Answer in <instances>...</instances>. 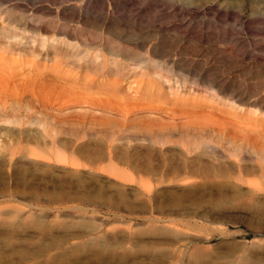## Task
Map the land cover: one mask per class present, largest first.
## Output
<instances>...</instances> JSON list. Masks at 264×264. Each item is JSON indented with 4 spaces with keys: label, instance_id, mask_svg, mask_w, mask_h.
<instances>
[{
    "label": "rangeland",
    "instance_id": "rangeland-1",
    "mask_svg": "<svg viewBox=\"0 0 264 264\" xmlns=\"http://www.w3.org/2000/svg\"><path fill=\"white\" fill-rule=\"evenodd\" d=\"M234 1L4 0L0 4V61L11 64L14 59V67L28 73L59 60L69 81L73 78L69 70L75 74L95 55L96 63L104 58L121 61L129 79L136 78V91L122 82L119 95L134 97V103L142 100L155 105L157 98L148 100L144 89L155 80L148 79L144 71L143 62L151 63L149 53L145 49L128 54L111 50L114 37L107 38L105 28L118 27L117 31L126 34L129 24L137 28L150 25L167 38L190 31L211 35V44L240 41L247 51L264 49V5L255 12L250 6L244 12L241 0L236 1L238 7ZM148 71L161 82L158 92L166 109L183 103V95L196 89L201 92L198 98L224 115L234 111L241 116L253 110L203 98L200 86L167 69L153 66ZM90 75L87 80L98 78L93 72ZM101 77L91 95H96L99 82L104 85ZM76 78L84 98L88 85L85 79ZM23 91H15L19 103L10 104V119L2 125L14 133L0 138V264H264V191L250 188L235 175L241 153L224 157L228 160L218 170L206 172L184 168L199 160L194 159L198 150L187 153L172 143L155 145L122 133L112 138L101 133L75 136L64 132L69 127L65 124L57 125L50 136L46 122L39 119L62 115L59 108L69 114L85 110L110 114L79 97L67 106L52 102L45 107ZM158 111L135 113L131 118L167 115ZM258 113L253 118L264 111ZM115 118L120 120L122 115L112 117L117 122ZM87 126L79 129L87 130ZM263 139L258 140L264 143ZM249 148L244 150L254 156ZM249 164V169L257 170L252 161Z\"/></svg>",
    "mask_w": 264,
    "mask_h": 264
},
{
    "label": "bare ground",
    "instance_id": "bare-ground-1",
    "mask_svg": "<svg viewBox=\"0 0 264 264\" xmlns=\"http://www.w3.org/2000/svg\"><path fill=\"white\" fill-rule=\"evenodd\" d=\"M236 1L237 0L231 3L238 7L239 4ZM2 2H4V0H0V4ZM261 4L264 5V0H241V10L248 12L250 11V6H252L255 12L259 10L260 7H263ZM91 23L94 22L91 21ZM148 26V28H145L146 26L137 28L129 24L126 34L121 33L122 30L117 31L118 27L115 29L111 26L105 28V33L107 34V38L109 36L114 37V42L109 48L117 53H138L139 50L143 49L149 53L148 60L151 61V63L146 61L143 62V66H145L144 71L147 72L146 76L148 79L155 80L153 82L149 81L148 86H144L145 88L142 87L147 91L144 92L149 95L148 100L157 98L156 104L158 105L140 102L142 100L134 103L136 100L134 97H121L119 95L121 92L120 88L123 86L122 82L128 84V89L131 88V90L135 89L136 91V86L134 85L136 78L133 81L129 79L130 75L126 71V67L122 66L123 63L121 61H116L114 63L113 61L110 62L108 58H104L102 63H96L95 60L97 56L95 55L92 61L81 64L80 70L75 74L73 70H69L73 75L72 80L75 78L72 83L70 82L72 80L69 81V79L65 77V73L63 74V72H61L60 62L62 61L58 59V61H55L56 63H52L51 65H45L44 67L41 65V69L39 65L37 69L35 68L36 72L32 70V73L30 71L26 73L27 71L25 72L23 69H16L14 67L16 63L14 59L10 61L12 62L11 64L0 61V138H2V136H4V138L10 137L14 133L11 130H3L2 125L10 119L11 113L8 115L10 104L19 103L15 93L17 89H22L29 93L32 99L34 98L35 101L45 107H48L52 102L59 105H61V103L66 105L68 102L73 101L74 98L79 97L80 101L84 100L90 103V106H98L106 110L110 115H96L88 110L78 113L71 112L72 114H69L63 112V110L59 108L58 111L62 113V115L43 116V118L39 119L46 122L48 129H50L46 131L47 135L51 136V132L56 130L57 125L62 126L65 124L69 127L65 128L64 132L74 134L75 136H79L82 133L87 135L94 134L96 136L98 133H101L100 135L106 138H112L122 133L129 137L131 136V138L132 136L138 137V139L141 137V140L143 138L147 140V142L150 141L155 143V145L156 143L160 145L172 143L173 145H178L187 153L198 150L196 154L199 155L198 157L195 155L197 158L194 159L199 160H193L191 166L184 164V168L189 169L191 167L193 170H208L215 168L216 171L219 166L221 167L223 165L224 161L228 160H225L224 157L233 158L241 153L240 160L242 163L238 165L237 168L239 173L235 175L238 174V179L242 180V183L244 182L250 188L264 191V143L258 140L260 137H264V113H262L258 119H256L257 117L253 118V115L259 114V110L264 111V57L260 56V53L264 52V49L254 47L251 51H247L240 41H237V43L229 41L227 43L218 42L216 44H211V35L207 33L198 35L190 31L185 34L180 31L175 37L167 38L163 32L158 31L159 29H154L155 26ZM138 41H141V43ZM148 44L149 46L147 47ZM1 59H3V57H1ZM61 59L63 58H60V60ZM75 59L78 61L81 60V58ZM64 61L65 60H63V62ZM149 64H151V66ZM153 66L167 69V71L173 72V74L179 76L184 81L200 86L204 91V94L201 95L203 98H210L214 101L220 100L223 104L231 105L233 108L234 105L237 104L238 106H235V109L239 108V106L246 105L253 108V110L246 111L247 113L241 116L236 115L234 111H227L233 115H224L222 111L217 110L219 108L216 106L206 103V100L204 103V99L198 98L199 95L197 94L201 92L196 91V89L194 93H190V90L188 94L183 95L184 98L180 99L183 103H175L173 107L170 106L166 109L164 107L166 102H163L164 98H162L158 92L161 82L148 71V69ZM146 67H148V69ZM127 70L129 71V69ZM90 72H93L98 78H94L95 80L93 78L87 80L91 76ZM76 76L85 79L88 85L87 87L84 84L86 88L85 86L83 87L87 89V91L84 90L86 93L84 98L80 90L77 89L78 83H76V79L78 77L76 78ZM100 76L106 78L103 79L101 77V80L102 83L107 86H99V82L97 84L98 90L95 88L97 90L96 95H91L92 87L95 86ZM80 86V89H82V83ZM69 87L72 89H69ZM74 88L77 90L75 91ZM131 94L127 96H133ZM135 94L136 93H134V95ZM194 96H196V98ZM189 98L191 100H188ZM135 106L136 108H134ZM242 108L244 112L245 107ZM159 109L160 111L158 112L164 111L167 115L164 114L160 117L135 115L136 117L131 118V115L135 113ZM115 114L122 115V118H119L120 120L115 118L117 122L112 120ZM248 114H250V116L246 117ZM248 118H251V120L249 121ZM86 125H88L87 130L86 127L84 130L79 129ZM138 133L141 136L138 135ZM214 136H216V139H213ZM121 139L123 138L121 137ZM226 143H228V146ZM246 146H249V149L252 148L251 150L255 152L254 156L250 155L251 152L249 154L248 150H244ZM103 149L105 150V148ZM180 152L183 153V151ZM246 153H248L249 156L246 155ZM200 155L208 156V158H202ZM248 161H252L253 167L257 170L252 168L249 169L250 164L247 166ZM231 164L228 166L232 167ZM236 166L237 165H235V167ZM180 168L184 170L183 167ZM222 170H224V168H222ZM179 171L181 172V169ZM220 172L219 174L221 175L222 171ZM249 174H252L253 177H249ZM254 174H256L257 177ZM186 175L185 177H187ZM222 176L224 177V174H222ZM223 177L222 179H224ZM233 179L234 178H232V180ZM197 184L199 183L197 182Z\"/></svg>",
    "mask_w": 264,
    "mask_h": 264
}]
</instances>
